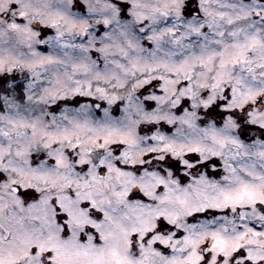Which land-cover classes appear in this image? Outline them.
<instances>
[{"label": "snow or ice", "instance_id": "1", "mask_svg": "<svg viewBox=\"0 0 264 264\" xmlns=\"http://www.w3.org/2000/svg\"><path fill=\"white\" fill-rule=\"evenodd\" d=\"M0 264H264V0H0Z\"/></svg>", "mask_w": 264, "mask_h": 264}]
</instances>
